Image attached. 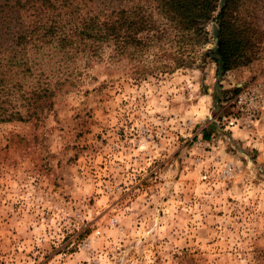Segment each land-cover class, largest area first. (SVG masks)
<instances>
[{
  "label": "rangeland",
  "instance_id": "374dc122",
  "mask_svg": "<svg viewBox=\"0 0 264 264\" xmlns=\"http://www.w3.org/2000/svg\"><path fill=\"white\" fill-rule=\"evenodd\" d=\"M147 2L0 0L1 99L26 115L50 90L36 119L0 123V264H264V110L229 120L232 91L264 81V0L233 13L251 45L228 71L219 10L182 31ZM140 5L153 28L125 52L80 35ZM43 15L53 34L13 67Z\"/></svg>",
  "mask_w": 264,
  "mask_h": 264
},
{
  "label": "trees",
  "instance_id": "16d2710c",
  "mask_svg": "<svg viewBox=\"0 0 264 264\" xmlns=\"http://www.w3.org/2000/svg\"><path fill=\"white\" fill-rule=\"evenodd\" d=\"M33 0H29L32 2ZM43 1L46 5L51 4L52 0H34V3ZM147 4H153L158 12L165 16L171 23L182 31L199 30V25L202 21L210 19L214 13L219 10L217 17L219 23L218 29V43L215 51V56L221 65V70L228 71L236 64L239 53L251 45L249 35L252 33L251 24L246 20L234 17L233 13L238 10L242 0H149ZM102 16V15H101ZM96 17L89 21L83 20L81 22L80 35L84 36L86 40L92 39L99 44L114 43L115 51L125 52L127 46L133 42L140 44V42L133 40L131 34L142 31L152 27L153 17L150 11L142 5L135 8H117V11H110L104 14V18ZM93 20V21H92ZM51 20H47L45 16H41L34 21L35 26L25 36L19 37L16 42L17 48L15 54L20 56H13L10 60V65L13 67L24 68L31 70L29 61L24 57L23 53L26 47L32 43L33 37H41L53 34V29L49 26ZM137 38V37H136ZM84 46L87 45L84 43ZM29 67V68H28ZM1 84V81H0ZM232 92L237 94L239 87H236ZM31 95L32 101L37 104L35 110L28 111L23 115L19 111H12L7 106L12 103L9 99H1L0 96V123L12 121H25L36 119L40 114L41 109L39 103H43L48 98L49 89L34 90ZM39 105V106H38ZM32 110V109H31Z\"/></svg>",
  "mask_w": 264,
  "mask_h": 264
},
{
  "label": "built area",
  "instance_id": "2783aa9c",
  "mask_svg": "<svg viewBox=\"0 0 264 264\" xmlns=\"http://www.w3.org/2000/svg\"><path fill=\"white\" fill-rule=\"evenodd\" d=\"M239 92L232 99L236 115L229 118L231 126L243 124L254 126L264 110V81H255L249 85H238Z\"/></svg>",
  "mask_w": 264,
  "mask_h": 264
}]
</instances>
